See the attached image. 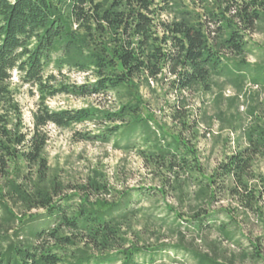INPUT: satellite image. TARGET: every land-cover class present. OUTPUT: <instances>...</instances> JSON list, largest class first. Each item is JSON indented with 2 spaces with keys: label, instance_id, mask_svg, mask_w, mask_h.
I'll use <instances>...</instances> for the list:
<instances>
[{
  "label": "trees",
  "instance_id": "1",
  "mask_svg": "<svg viewBox=\"0 0 264 264\" xmlns=\"http://www.w3.org/2000/svg\"><path fill=\"white\" fill-rule=\"evenodd\" d=\"M170 2L0 0V264H105L116 259L120 264H138L137 256L166 248H149L127 236L130 220L121 211L129 202L127 196L124 203L109 205L99 199L90 202L85 193L75 207L70 205L73 196L62 195L63 183L48 174L44 149L49 125L90 123L96 131L79 135L78 141L102 143L119 132L141 129L145 146L152 137L154 142L151 149L140 151L142 158L192 178L195 201L208 206L217 196H229L247 212H260L264 177L253 167L258 157H264V119L254 117L245 129V147L224 155L209 175L200 172L198 178L192 174L199 169L192 148L180 137L166 142L161 131L157 137L150 118L142 116L145 101L140 88L167 79L176 93L209 91L214 77L229 78L236 85L249 80L264 86V66L242 61L247 34L264 24V0H213L201 15L184 11L179 19L159 20ZM63 69L88 78L82 83L59 80ZM17 87L28 88L38 99L27 132L21 131ZM111 93L121 97L112 111L99 107L52 111L46 105L58 95L85 98ZM172 117L184 116L176 109ZM181 186L179 182L176 189L182 191ZM83 189L108 193L96 175ZM13 205L20 214L14 213ZM31 210L44 214L25 217ZM232 216L218 223L214 213L197 210L187 222L196 233L217 229L229 242ZM43 219L52 221V226H33ZM22 228L29 237L24 241H20ZM252 247L254 251L243 257L257 263L262 257L257 245ZM171 248L184 251L196 264H232L181 241ZM148 262H154L153 256Z\"/></svg>",
  "mask_w": 264,
  "mask_h": 264
},
{
  "label": "rangeland",
  "instance_id": "2",
  "mask_svg": "<svg viewBox=\"0 0 264 264\" xmlns=\"http://www.w3.org/2000/svg\"><path fill=\"white\" fill-rule=\"evenodd\" d=\"M212 3L213 0H172L159 15V20L179 19L184 11L201 15L203 9L211 7ZM245 40L246 53L242 58L244 64L264 66V24L258 26L256 32L247 34ZM63 74L59 80L69 83H82L88 78L86 74L68 72L66 69H63ZM168 83L167 79L163 83L150 81L149 88H140L145 101L141 114L150 118L149 125L157 131V137L161 131L168 137L166 142L171 137H180L192 148L199 163L198 171H192V174L198 178L200 172L209 175L224 155L245 147V129L253 122L254 117L264 119V86H254L249 80L236 85L229 78L214 77L209 91L197 88L181 93L174 92ZM15 100L21 112V131L23 129L27 132L32 128V115L38 99L28 88L17 87ZM120 101V94L112 93L85 98L58 95L48 99L46 105L52 111L85 107L112 111ZM176 109L184 117L174 120L172 114ZM250 112L254 113L253 117L249 116ZM95 131L96 127L90 123L65 128L47 126L44 155L48 162V174L63 183L65 190L62 195L73 196L70 201L72 207L79 203V198L85 193H88L90 202L99 199L109 205L122 200L124 203V197L127 196L129 202L121 208L130 220L127 236L149 248L161 245L166 247L153 255L144 252L137 256L135 261L138 264H196L184 251L171 248L180 244V241L201 252L208 251L220 262L230 259L232 264H264V193L258 202L260 212H247L229 196H217L210 205H201L194 200L196 186L192 178L185 176L177 168L155 166L142 158L140 151L151 149L154 143L152 136L151 142L146 146V135L141 129L129 134L119 132L111 137L109 143L78 141L79 135ZM253 171L264 177V157L255 160ZM95 175L106 185L108 193L83 189ZM179 182L182 183V191L178 187L176 189ZM12 209L14 213L21 212L18 206L13 205ZM197 210L199 213H214L218 223H226L233 213L235 224L229 226L233 234L232 240H223L217 229L204 228L196 233L187 221ZM24 214L25 217L40 216L44 212L31 210ZM33 226L51 227L52 221L38 220ZM28 238L27 231L22 228L20 241ZM253 244L257 245L262 257L257 263L249 257H243L244 252L250 254L254 251ZM150 256L154 259L152 263L148 262ZM105 264H120V261L116 259Z\"/></svg>",
  "mask_w": 264,
  "mask_h": 264
}]
</instances>
